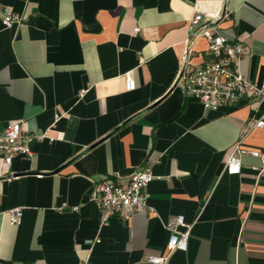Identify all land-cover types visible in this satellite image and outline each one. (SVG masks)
Wrapping results in <instances>:
<instances>
[{"label":"crops","instance_id":"obj_1","mask_svg":"<svg viewBox=\"0 0 264 264\" xmlns=\"http://www.w3.org/2000/svg\"><path fill=\"white\" fill-rule=\"evenodd\" d=\"M195 0H0V129L22 123L33 157L0 158V264H148L177 216L193 224L168 264H264V103L206 109L175 85ZM219 32L248 46L241 73L264 77V0H229ZM8 15L18 24L6 28ZM208 42L191 63L208 60ZM130 74L135 88L127 89ZM150 166L151 212L103 221L97 182ZM24 208L21 225L6 213ZM73 208H78L75 211Z\"/></svg>","mask_w":264,"mask_h":264},{"label":"built area","instance_id":"obj_2","mask_svg":"<svg viewBox=\"0 0 264 264\" xmlns=\"http://www.w3.org/2000/svg\"><path fill=\"white\" fill-rule=\"evenodd\" d=\"M229 0H195L194 16L188 24V37L185 42L183 66L176 76L175 85L188 98L198 101L206 109L236 108L246 97L258 104L264 103V77L258 82L246 78L240 71L239 64L248 53V46L239 40H230L219 32V24L228 17ZM19 17L8 15L4 21L6 28L18 24ZM199 40L208 42V60L200 66L191 63L193 46ZM127 89L134 90L135 85L130 74L126 76ZM253 128L264 130V119L253 118L247 123L245 133ZM37 137L24 131L22 123H15L0 129V158L11 166L19 156L26 159L33 157L31 144ZM249 154L264 158L257 150H246L242 141L233 148L223 164V172L229 175L239 174L242 170L241 157ZM155 179L150 166H146L130 178L121 176L107 177L97 182L89 193V201L95 204L103 214V221L118 217L129 221L137 214L151 212L148 206V187ZM75 211L78 208H73ZM11 223L21 225L24 208L17 207L6 212ZM169 232L167 255L150 256L148 264H168L170 256L176 252L188 250L193 224H188L184 216L172 219L165 226Z\"/></svg>","mask_w":264,"mask_h":264}]
</instances>
